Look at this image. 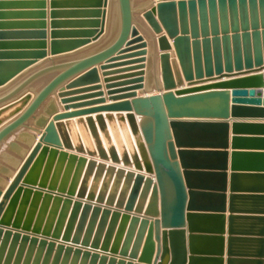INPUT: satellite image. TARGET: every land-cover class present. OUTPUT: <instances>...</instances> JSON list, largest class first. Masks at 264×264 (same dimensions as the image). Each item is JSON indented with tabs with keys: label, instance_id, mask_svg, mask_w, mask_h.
Returning <instances> with one entry per match:
<instances>
[{
	"label": "water",
	"instance_id": "1",
	"mask_svg": "<svg viewBox=\"0 0 264 264\" xmlns=\"http://www.w3.org/2000/svg\"><path fill=\"white\" fill-rule=\"evenodd\" d=\"M96 4V8L103 9L93 11L94 18L97 19L89 23L99 29L82 31L80 34L93 36L92 40L97 41L108 32L107 15L116 9L118 16L115 38L102 51L81 59L53 62L38 69L35 65L37 59L47 55L46 51L42 50L45 47L44 42L31 43L39 45L35 47H40L41 50L0 53L1 57L4 54L14 57L7 60L0 58V92L16 83L0 96V145L17 130L27 128L29 120L35 116L48 97L81 67L95 66L109 58L112 59L106 64L114 60L136 57L137 59H132L126 64L140 63L138 67L129 70L141 71L124 76L129 78L126 83L107 87L135 84L136 87L132 89L143 88L145 70L142 68L146 65L142 62H145L144 56L148 51L141 48H145L148 43L140 33V26L158 43L161 76V85H157L158 92L112 95L111 100L132 99L122 105L70 113L56 118L59 120L100 110L127 111L125 114H107L105 117L113 129L117 128L114 124L116 121L121 126L125 122L129 124L136 149H132L129 154L127 150L119 152L112 145L107 151L96 125L97 123L105 133V117L98 115L96 120L93 117H87L85 120V126L95 141L97 153L89 150L90 156L86 158L59 151L55 146L75 149L81 153L86 150L84 144L76 147L70 137L63 138L62 142L53 140L55 128L60 127V124L49 123V116L55 112L54 103H49L45 108L46 115H41L35 120V126L39 129L29 126L41 135L40 139L36 140V136L27 131H21L16 136L21 141L35 143L12 183L9 179L15 173L0 166L2 175L8 177L0 176V186H8L4 199L10 198L15 192L10 200V207H13L24 190L28 192L35 189L41 192L47 188L43 182L37 185L30 176L24 179L29 168L38 163L39 160L35 159L40 151L43 155L49 152L59 153L60 156H69L73 160L78 159L80 163L84 162L87 164L86 176L78 192L60 190L53 193L54 188H48V194H56L65 205H71L66 224L61 228L60 219L59 226L52 236L42 234L38 229L34 234H30L16 224L10 228L11 225L5 220L0 222V235L12 238L15 242L22 241L38 245L42 249L46 248V257L42 264H48L55 249L57 254L53 264H58L63 253L90 259L91 264H97L99 260V264H224V204L214 207L204 201L214 197L224 199L222 192L225 189L227 158L225 150L228 147V123L225 120L230 115L264 117V0H146L139 6L134 5V0H102L96 1ZM139 15L147 22L148 27L140 22L137 17ZM45 37L46 31L42 27H34L31 30L0 28V40ZM88 42L89 39L53 41L51 51L52 54H57ZM124 46L125 49L119 54L140 50L124 57H113ZM48 59L54 60L52 57ZM108 67L112 66L103 65L102 68ZM56 71L60 73L39 91L29 87L36 79ZM226 75L243 77L227 83L177 89L184 85L185 81L193 82ZM98 80V68L94 67L67 88L78 83H92ZM96 89L97 87L73 93ZM73 93L61 90L58 95L62 97L61 102L66 104V110L105 101L100 97V93L69 98ZM94 96L98 98L72 103L75 102L73 100ZM19 112L21 113L16 118L7 122ZM5 122L7 123L3 125ZM82 123V120L76 121L80 127ZM246 127L249 126L244 123L234 124L235 131ZM41 129H45V132ZM15 143L10 144L14 146ZM243 144L242 139H233L234 149ZM51 145L53 148H50ZM95 154L100 161L94 159ZM240 155V152L232 153L233 171L240 169L237 162ZM210 159L218 162H211ZM108 160H111L112 164L107 165L105 161ZM121 164L123 166H120ZM131 167L133 169H130ZM94 169H97V172L106 171L110 176L115 174L116 187L124 179V186L117 200L115 193L107 197L105 190L98 195L95 191L87 194L85 184ZM244 176L251 175H232L233 189L242 188L240 178ZM211 177H219L221 185L213 187L210 183ZM107 184L105 182V188ZM1 195L0 189V197ZM235 199L237 198L231 197L232 207ZM3 205L4 202H1L0 208ZM231 212L234 213L233 208ZM63 216L62 213L61 217ZM243 218L245 217L241 215L229 217L227 264H237L244 260L236 246L248 237H241L242 234L237 232L235 226L236 220ZM254 218L264 222L262 217ZM202 219L217 220L219 225L216 228L199 226L198 222ZM255 236H264V229ZM207 240L217 242L218 248L211 251L205 249L202 243ZM258 241L261 245L258 255L245 261L263 264L261 258L264 256V239L260 238Z\"/></svg>",
	"mask_w": 264,
	"mask_h": 264
},
{
	"label": "crops",
	"instance_id": "2",
	"mask_svg": "<svg viewBox=\"0 0 264 264\" xmlns=\"http://www.w3.org/2000/svg\"><path fill=\"white\" fill-rule=\"evenodd\" d=\"M96 1L102 0H0V28L7 30H31V28H41L46 31V37L44 39H3L0 40V53H18L25 51L41 50L40 47H35L39 45H33L32 42H44L46 51V56L44 58H38L36 62V69L43 67L45 65H50L53 62L62 63L67 61H72L75 59H81L83 57L90 56L99 51H102L114 40L116 35V28L118 25V16L116 9L107 15L106 29L107 34H103L99 40L94 41L93 36H87L86 34H80L82 31L99 29L94 28L89 21H93L97 18H94L95 14L93 11L97 9ZM146 2V0H134V5L139 6ZM109 3V1H108ZM108 10V6H107ZM138 16V19L141 23H144L145 27H148L147 22ZM113 18V19H112ZM142 19V20H141ZM43 23V24H42ZM140 33L144 36L145 41L148 45L145 48L148 52L144 56L146 57L144 63L145 68V80L143 82V88L132 89L136 86L135 84H123L125 86H114V88H108L109 85H117L121 83H126L129 78L124 76L131 75V73H137L141 71L140 69L129 70L131 68L138 67L140 63L135 64H126L128 61L133 58H123L122 60H114L113 62H108L106 59L95 64V66L87 65L86 67H81L76 71V73L66 80H64L56 90L48 97L45 103L37 110L35 116L29 120L27 123L30 127H35V120L41 116L46 115L45 108L46 106L53 102L55 106V112L49 116V123L54 122V124L59 123L60 127L55 128L53 133L54 141H61L70 137L72 143L77 147L84 144L85 152L81 153L75 149H67L63 146H55L59 151H67L69 154H76L78 156H84L89 158L88 151H93L97 153L96 145L94 139L91 136L88 128L85 126V120L87 117H93L94 120L98 115H103L104 117L107 114L117 115L118 113L125 114L127 111H117V110H100L91 113H85L77 116L66 117L59 120H56L57 117L70 113H82L92 110L104 109L111 106L122 105L129 103L132 98H123L118 100H111L112 95H119L123 93H132L137 92L140 94H151L158 92V84L161 85V76H160V59H159V49L158 43L140 27L138 26ZM89 37V38H88ZM81 39H89L90 42L81 45L75 49L68 50L65 52H60L57 54H52V42L53 41H76ZM136 45V44H134ZM125 49V46L117 51L113 57H124L128 53H134L140 49L132 50L119 54ZM49 57L54 58L53 61H49ZM141 57V56H140ZM0 58L11 59V54H4ZM13 60V59H12ZM26 60V59H20ZM34 65V66H35ZM103 65H110L112 67L102 68ZM97 67L98 68V82H84L75 84L71 88H67L68 85L78 80L79 77L85 74L90 69ZM107 67V66H104ZM60 71L52 72L46 74L33 82L29 87L34 89L36 92L39 91L44 85L49 81L54 79ZM243 77V75L234 76L226 75L223 77L213 76L210 78H203L201 80H194L193 82L185 81L184 85L178 87L177 89H186L192 87H201L205 85H213L217 83H227L231 82L236 78ZM18 82V81H17ZM13 84L10 88L0 92V96L9 91L14 87ZM96 90H88L87 92H78L74 94L73 92L82 91L85 89L95 88ZM29 88V89H30ZM259 89V88H257ZM63 90L67 93H73L68 96L71 99L74 97H85L89 95L102 94L100 97L104 98L105 101L102 103L82 106L78 108H69L65 109L64 103L61 102L62 97H59L60 91ZM123 90L124 92H120ZM232 91V89H230ZM114 92L115 94H109ZM94 98H84V100H73L78 103L81 101H88ZM232 99V96H231ZM231 105H245L251 106L248 104H233ZM263 107V106H260ZM21 112L10 118L7 122L16 118ZM82 120L83 123L81 127H78L76 124L77 120ZM228 123L227 131V141L228 147L225 150L227 153L226 158V177H225V189L223 195L224 199L214 197L204 201L205 203H210L214 207H218L220 204H224V212L222 213L225 217L224 219V264H227L228 256V238L229 234V217L231 215H241L245 218L236 220L237 232L242 234L241 237L245 240L236 246L238 253L242 254L243 261L237 264H255L254 262L245 261V259L254 258L252 256L258 255L259 249L261 247L258 239H264V236H255L259 235L264 229V222L255 219L254 217L264 218V117L259 116H233L230 115L228 119L225 120ZM5 122L3 125H5ZM235 123H244L249 127L241 131L234 130ZM116 129H113L109 124L108 120L105 117V127L106 132L100 129L98 124V131L102 144L105 149L108 151L109 146H116L112 139L116 138L122 141H129V144H132L133 148V136L129 127V124L125 122L122 126L116 121L114 123ZM2 125V126H3ZM21 128L17 130L13 135H11L4 143L0 145V166L4 168L11 169L15 174L10 177L9 182L12 183L14 177L20 171L21 166L24 161L27 159L32 145L35 143H27L16 138V136L21 131H27L36 136V140H39L41 135L32 130L31 128ZM80 128V129H79ZM44 133L45 129H41ZM69 135V136H68ZM107 135V136H106ZM85 139H84V137ZM75 137V140L73 141ZM240 138L243 140V146L239 148H233V139ZM73 138V139H72ZM108 143H105V139ZM85 140L87 143H85ZM11 142H16L14 146H11ZM87 144V145H86ZM53 148V145L50 146ZM116 149L119 152L128 151L127 147L116 146ZM240 152L242 155L238 158L239 170L233 171L232 169V153ZM130 154V152L128 151ZM131 157V155H129ZM94 159L100 161L98 155L95 154ZM39 160L38 163L33 168H29L27 173L24 176V179L27 176H30L37 185L44 183L47 188H44L41 192L36 191L35 189L26 192L25 190L18 196V199L13 207H10V200L14 196L15 192L11 195L10 198L4 199V195L8 189V186L2 187V195L0 197V203L4 202L2 208H0V222L5 220L11 225H18L21 230L26 229L28 233H33L37 229L40 233L54 234L55 229L59 226V220L61 219L62 228L67 221L68 215L70 213L71 205L64 204L61 198H58L56 194H48V188L53 187L52 192H58L60 190L67 192L69 190H74L78 192L80 189L84 178L86 176L87 164L80 163L78 159L73 160L69 156H60L49 152L48 154L42 153L40 151L35 159ZM211 162H218L215 159H210ZM107 165L112 164L111 160L105 161ZM119 165V164H118ZM116 165V166H118ZM120 166H123L122 164ZM129 168V167H126ZM130 169H133L131 167ZM100 173V174H99ZM234 173H247L251 176H244L240 178V184L242 188L233 189L232 188V175ZM260 175V176H259ZM0 176L3 178H8L5 175ZM116 175H107V172H97V169L92 171V174L88 178V182L85 184L86 192L89 194L91 191H95V194L98 195L101 191L105 190L106 196H110L112 193H115L116 200L118 195L124 186V179L121 180L118 187L115 186ZM105 182L108 183L105 188ZM22 183V182H21ZM210 183L213 187H218L221 185L222 181L219 177H211ZM34 188V187H33ZM47 191V192H46ZM50 192V191H49ZM231 197L237 199L234 200L233 206L231 205ZM233 208L234 213L231 212ZM237 212V213H236ZM62 213L64 214L61 217ZM253 217V218H249ZM199 226L216 228L219 225L217 220L212 219H202L198 222ZM186 233L188 235V227L186 226ZM37 231V232H38ZM34 234V233H33ZM41 234V235H42ZM201 244V243H200ZM202 246L205 249L213 250L218 248V243L213 240H207L202 243ZM46 248H40L38 245H31L30 243H23L22 241H13L12 238H7L5 235H0V264H42L46 257ZM264 252V247H263ZM57 254V249L54 250L52 256L49 259L48 264H53L54 257ZM250 256V257H249ZM264 264V256L261 258ZM100 260L97 262L99 264ZM58 264H91L90 259H84L82 256H75L74 254L66 255L63 253L62 257L58 261ZM108 264V263H107ZM205 264H217L213 262H206Z\"/></svg>",
	"mask_w": 264,
	"mask_h": 264
},
{
	"label": "rangeland",
	"instance_id": "3",
	"mask_svg": "<svg viewBox=\"0 0 264 264\" xmlns=\"http://www.w3.org/2000/svg\"><path fill=\"white\" fill-rule=\"evenodd\" d=\"M112 142H114V144H115L116 146H119L120 149H121V146H124V145H125V146L127 147V149H128L129 152H131V150H132V144H131V143L129 144V141H127V140L124 141V140L122 139V141H121V140H119V139H116V138L114 139V138H113V139H112ZM94 143H95V141H94ZM105 143H107V142H106V139H105ZM116 146H115V147H116ZM133 148L136 149V144L134 143V139H133Z\"/></svg>",
	"mask_w": 264,
	"mask_h": 264
},
{
	"label": "bare ground",
	"instance_id": "4",
	"mask_svg": "<svg viewBox=\"0 0 264 264\" xmlns=\"http://www.w3.org/2000/svg\"><path fill=\"white\" fill-rule=\"evenodd\" d=\"M113 12V11H112ZM115 12V11H114ZM138 17V16H137ZM142 18V17H141ZM113 19V18H112ZM143 19V18H142ZM141 19V20H142ZM143 25H144V23H142ZM78 126V125H77ZM78 127H80V126H78ZM80 129V128H79ZM84 137V136H83ZM73 139V138H72ZM84 139H85V137H84ZM105 139V138H104ZM75 140V137H74V139H73V141ZM106 142L108 143V141L106 140ZM85 143H87V141L85 140ZM87 145V144H86Z\"/></svg>",
	"mask_w": 264,
	"mask_h": 264
},
{
	"label": "built area",
	"instance_id": "5",
	"mask_svg": "<svg viewBox=\"0 0 264 264\" xmlns=\"http://www.w3.org/2000/svg\"><path fill=\"white\" fill-rule=\"evenodd\" d=\"M262 73L264 74V69L262 70Z\"/></svg>",
	"mask_w": 264,
	"mask_h": 264
}]
</instances>
